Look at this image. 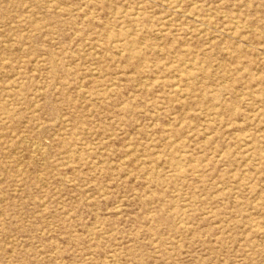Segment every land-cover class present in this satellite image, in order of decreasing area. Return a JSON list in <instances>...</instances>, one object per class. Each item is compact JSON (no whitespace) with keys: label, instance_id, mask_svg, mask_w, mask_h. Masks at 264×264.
I'll use <instances>...</instances> for the list:
<instances>
[{"label":"rangeland","instance_id":"obj_1","mask_svg":"<svg viewBox=\"0 0 264 264\" xmlns=\"http://www.w3.org/2000/svg\"><path fill=\"white\" fill-rule=\"evenodd\" d=\"M0 264H264V0H0Z\"/></svg>","mask_w":264,"mask_h":264},{"label":"bare ground","instance_id":"obj_2","mask_svg":"<svg viewBox=\"0 0 264 264\" xmlns=\"http://www.w3.org/2000/svg\"><path fill=\"white\" fill-rule=\"evenodd\" d=\"M123 9H124V8H123ZM123 9H122V10H123ZM124 11H125V9H124ZM136 11H137V10H136ZM187 11H188V10H187ZM185 12H186V11H185ZM185 12H184V13H185ZM185 14H187V12H186ZM222 15H223V14H222ZM233 16H234V15H233ZM194 17H196V16H194ZM199 17H201V16H199ZM192 19H193V18H192ZM234 19H235V21H236V17H234ZM234 19H233V20H234ZM187 20H188V19H187ZM195 21H197V20H195ZM237 22H238V21H237ZM195 23H198V22H195ZM200 23H201V22H200ZM206 23H208V21L205 22V27H207V26H206ZM235 23H236V22H235ZM242 23H243V22H242ZM203 24H204V23H203ZM194 26H195V25H194ZM190 28H191V27H190ZM234 28H235V27H234ZM229 31H230V30H229ZM107 32H108V31H107ZM156 36H157V35H156ZM160 37H161V36H160ZM142 42H143V41H142ZM114 45H115V44H114ZM251 45H252V44H251ZM253 46H254V45H253ZM182 49H183V48H182ZM158 50H159V49H158ZM260 54H261V53H260ZM183 62H184V61H183ZM183 62H182V63H183ZM185 62H186V60H185ZM188 64H189V63H188ZM191 65H192V64H191ZM201 71H202V70H201ZM211 75H212V74H211ZM181 76H182V75H181ZM184 77H185V75H184ZM179 88H180V87H179ZM174 89H175V88H174ZM62 116H63V115H62ZM25 138H26V137H25ZM22 140H23V139H22ZM34 143H35V142H34ZM243 143H244V142H243ZM27 144H28V143H27ZM37 147H38V146H36V148H37ZM40 149H41V147H40ZM32 150H33V149H32ZM14 151H15V150H14ZM21 156H22V155H21ZM37 157H38V156H37ZM24 160H25V159H24ZM28 161H29V160H28ZM41 162H43V161H41Z\"/></svg>","mask_w":264,"mask_h":264}]
</instances>
